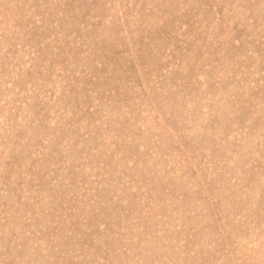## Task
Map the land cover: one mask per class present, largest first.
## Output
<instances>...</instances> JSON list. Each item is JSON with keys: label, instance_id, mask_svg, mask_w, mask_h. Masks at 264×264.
<instances>
[{"label": "rangeland", "instance_id": "1", "mask_svg": "<svg viewBox=\"0 0 264 264\" xmlns=\"http://www.w3.org/2000/svg\"><path fill=\"white\" fill-rule=\"evenodd\" d=\"M0 264H264V0H0Z\"/></svg>", "mask_w": 264, "mask_h": 264}]
</instances>
